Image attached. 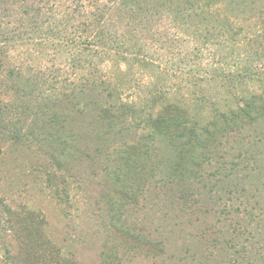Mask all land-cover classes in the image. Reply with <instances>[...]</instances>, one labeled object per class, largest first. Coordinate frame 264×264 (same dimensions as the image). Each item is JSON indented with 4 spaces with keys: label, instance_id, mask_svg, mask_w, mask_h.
<instances>
[{
    "label": "trees",
    "instance_id": "trees-1",
    "mask_svg": "<svg viewBox=\"0 0 264 264\" xmlns=\"http://www.w3.org/2000/svg\"><path fill=\"white\" fill-rule=\"evenodd\" d=\"M65 1L72 9L66 19L77 22L76 31L69 38L60 37L64 77L56 96L41 95L42 137L29 138V143L46 149L60 169L59 158L68 156L70 149L82 152L73 123L94 114L98 124L95 140L111 141L107 154L110 164L105 171L114 187L108 197L112 209H145L150 190L160 192L176 184V198L184 211L215 216V222L202 230L201 236L211 234V240L217 241L228 235L248 241L252 229L264 227V201L247 188L249 175L259 167L248 163V158L255 161L246 157L242 142L264 127V81L257 91L243 89L222 98L202 95L186 99L156 89L145 97L128 91L134 89L133 66L144 63L138 60L146 47L137 37L138 25L146 29L153 17L166 16L175 33L188 37L195 47L215 41L233 51L231 46L239 43L237 37L245 39L252 30L243 23L253 25L255 21L256 28L259 21L264 23V0ZM113 12H118L117 23L124 25L116 30L109 27ZM54 177L46 174L47 187L58 202L70 205V182L53 185ZM254 191L258 193L256 187ZM158 204L156 198L152 205L155 211H159ZM24 215L27 228L22 234L15 233L16 250L5 249L8 264H76L49 235L42 214L28 207ZM166 217L163 213L162 218ZM151 238L132 236L147 246H153ZM156 246L155 256L159 257L164 250L160 241ZM261 261L264 264V258Z\"/></svg>",
    "mask_w": 264,
    "mask_h": 264
},
{
    "label": "rangeland",
    "instance_id": "rangeland-1",
    "mask_svg": "<svg viewBox=\"0 0 264 264\" xmlns=\"http://www.w3.org/2000/svg\"><path fill=\"white\" fill-rule=\"evenodd\" d=\"M71 11L65 0H0V264H8L5 249L17 248L15 233L27 228L24 213L28 207L44 216L49 235L76 264H262L263 226L252 229L248 241L228 235L217 241L211 240V234L201 236L215 216L184 211L176 198V184L160 192L150 190L145 209H112L108 197L114 187L105 171L111 141L95 140L94 114L73 123L82 152L70 149L68 156L59 158L60 169L46 149L29 143V138L42 137V96H56L64 77L58 44L61 36L69 38L76 31L77 22L66 19ZM113 13L109 27L116 30L124 25L117 23L118 12ZM165 17H153L146 29L144 25L135 28L146 47L138 59L144 60L143 65L133 66L134 89L128 94L137 91L138 96L148 97L147 92L156 89L195 99L259 90L264 81V23L259 21L257 28L255 21L243 23L252 30L245 39L238 36L239 43L229 51L215 41L195 47L188 37L176 34ZM258 129L242 144L246 157L255 161L248 158V163L259 167L249 175L247 188L264 201V127ZM47 173L55 176L53 185L70 182V205L54 197L47 187ZM77 184L81 189H74ZM156 198L159 211L152 208ZM142 235L152 237L153 246L132 240ZM158 241L164 254L156 257Z\"/></svg>",
    "mask_w": 264,
    "mask_h": 264
}]
</instances>
